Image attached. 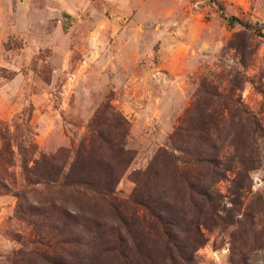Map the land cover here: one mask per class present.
Returning <instances> with one entry per match:
<instances>
[{"label": "rangeland", "instance_id": "obj_1", "mask_svg": "<svg viewBox=\"0 0 264 264\" xmlns=\"http://www.w3.org/2000/svg\"><path fill=\"white\" fill-rule=\"evenodd\" d=\"M234 16L264 32V0H0V264H264V36ZM216 92L211 201L160 179L147 212L131 173L176 151L175 129ZM104 104L136 152L113 199L145 220L122 243L111 197L23 167L24 153L72 160Z\"/></svg>", "mask_w": 264, "mask_h": 264}, {"label": "trees", "instance_id": "obj_2", "mask_svg": "<svg viewBox=\"0 0 264 264\" xmlns=\"http://www.w3.org/2000/svg\"><path fill=\"white\" fill-rule=\"evenodd\" d=\"M232 19L264 36L258 23L252 25L235 16ZM221 97L217 92L211 94L210 98L202 100L203 103H200L196 111H189L184 123L180 124L171 136L176 151L162 147L147 169L131 173L132 181L136 184L133 199L131 198L134 203L143 206L147 212H153L156 207L152 201V187L160 179L169 182L168 187L182 196L187 195L190 198L198 196L211 201L215 181L212 171L220 164L218 154L221 150L217 145L220 138L211 130L222 120H218L214 112L207 110L213 104V100ZM244 114L247 115L242 109L232 113L238 118L244 117ZM109 119L112 121L111 125L104 127L110 123ZM127 124L128 121L120 111L104 104L90 123L89 137L76 149L72 160L62 153L41 154L38 158L30 160L28 154L24 153L23 157V167L30 179L35 176L47 184L56 183L96 193L104 198L111 197L109 204L116 215L115 220L119 222L116 231L121 243L127 240L126 237L135 238L138 232L135 223L144 226L145 222L144 220L141 223L137 213L127 215V200L113 199L119 180L136 155L135 150L127 146L129 135ZM257 127L255 123V128ZM209 149L214 151L210 154ZM150 215L158 219L157 215ZM168 238L171 239L169 233ZM166 251L169 252L168 247ZM41 258L49 264H86V257L78 253L72 254L65 262L55 261L47 256Z\"/></svg>", "mask_w": 264, "mask_h": 264}]
</instances>
